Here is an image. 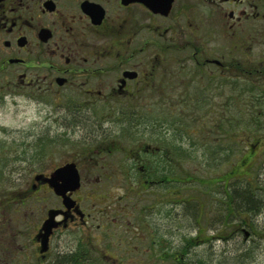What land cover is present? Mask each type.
<instances>
[{
  "label": "flooded vegetation",
  "instance_id": "1",
  "mask_svg": "<svg viewBox=\"0 0 264 264\" xmlns=\"http://www.w3.org/2000/svg\"><path fill=\"white\" fill-rule=\"evenodd\" d=\"M21 100L37 129L9 137L5 152L2 118ZM234 108L256 119L239 127L264 128V0H0V264H132L129 190L116 199L99 179L132 176L156 193V206L143 207L142 239L162 261L165 227L154 217L175 223L177 205L196 201L180 198L181 183L196 182L181 177V119L201 111L216 122ZM210 126L212 153L228 157V121L222 139ZM235 145L239 160L221 178L222 221L233 218L246 242L260 211L254 191L264 190L254 174L264 137ZM67 165L75 189L53 178ZM83 176L94 181L82 185ZM232 178L255 207L233 208Z\"/></svg>",
  "mask_w": 264,
  "mask_h": 264
},
{
  "label": "rangeland",
  "instance_id": "2",
  "mask_svg": "<svg viewBox=\"0 0 264 264\" xmlns=\"http://www.w3.org/2000/svg\"><path fill=\"white\" fill-rule=\"evenodd\" d=\"M6 104L11 105V101L7 100ZM36 104V103H35ZM237 104V103H235ZM24 102L21 100L20 112H13L10 107V111H6L2 118L5 126V144L2 145L5 148V152H10L13 145L7 143L9 137L17 136L19 131H30L37 129L35 123L39 121V118L33 113V108H25ZM32 105V104H30ZM46 109V108H45ZM234 109L227 112L224 115V120L228 121L227 135L228 138L224 142L228 143L229 156L222 157L220 151L213 154L214 145L211 141H206L208 127L212 125L217 129L215 118L208 123L210 120L208 116L205 117L204 112L198 111L197 113L201 116L200 119L189 120L188 117L182 119L186 121V127L181 124L179 131L182 138L183 144L181 145V158L180 168L181 177L185 178L188 174H192V177L196 180L193 182L181 183L180 185V198L188 200V196L193 195L196 201L183 202L177 205L176 210L180 213V220L173 219L176 223H169V219L166 217V213H163L164 217L157 215L153 219L154 224H158L160 230L164 228V254L162 261L159 260L158 256L151 254L146 255V242L143 238V224L146 221V214L143 207L150 205L156 206V193L143 191L138 187V177L132 176L130 181H125L123 177L111 178L107 180L104 177H99L101 183L105 187H112L115 190V198L124 195V188L129 190V198L126 202L132 207V224H133V254L132 264H179L180 251L179 248L186 247L187 256L185 259H190L198 263L202 261L204 264H264V190L254 191L256 198L260 199V205L258 204L259 213L252 225L254 230L253 234L248 241L243 239L242 234H236L235 226L232 223L233 218L230 219L228 227L222 221V200L224 198V188L222 177L228 171L235 166L239 160L238 152H236L235 142H239L241 138H256L264 137V129L261 126L253 124H245L248 127H238L233 125L235 120L230 118L229 115L236 116V120L242 121L251 120L245 117L244 112H235ZM195 117L197 116L196 113ZM218 113V119L220 117ZM227 116V118H225ZM244 116L245 118H243ZM217 119V120H218ZM231 119V122H229ZM248 122V121H247ZM53 133H56L58 129L56 121L53 123ZM222 129H217L214 133L219 139L222 136ZM215 131V129H213ZM206 133V134H205ZM141 136V135H139ZM211 136H213L211 134ZM209 138V137H208ZM219 140L218 143H220ZM217 145V144H216ZM221 145H218V147ZM214 147V148H213ZM234 149V150H233ZM232 150V151H231ZM230 153H235L230 155ZM215 157V158H214ZM254 174L257 178H264V166L258 167ZM94 181V177H82V185H86L88 180ZM246 179V178H245ZM105 182V183H104ZM132 185H131V184ZM120 184L121 186H119ZM240 182L232 178L228 185L230 195L232 196V205L236 210L238 207V201L234 195L237 193V187ZM133 186V187H132ZM111 187V188H110ZM128 187V188H127ZM155 191V190H154ZM162 194V193H161ZM255 198V197H253ZM122 203L125 201L122 200ZM189 205L195 210L197 223L193 225L188 224L187 214L189 212ZM164 212L169 209L164 207ZM182 212L185 214L182 215ZM154 213L150 215L153 217ZM150 221V220H149ZM175 228V230H174ZM192 239V244L187 246L188 240Z\"/></svg>",
  "mask_w": 264,
  "mask_h": 264
},
{
  "label": "trees",
  "instance_id": "3",
  "mask_svg": "<svg viewBox=\"0 0 264 264\" xmlns=\"http://www.w3.org/2000/svg\"><path fill=\"white\" fill-rule=\"evenodd\" d=\"M245 114V117H248L249 115H250V113H247V112H245L244 113ZM196 115H197V119L196 120H198V119H200V115L198 114V113H196ZM203 115H205V117L206 116H209L210 114H208V113H204ZM230 116V118H232V119H234L235 120V123L233 124V125H230L231 127H233L234 125L235 126H237V125H239V122H238V120H236L235 118H237L236 116H232V115H229ZM222 117H223V115H220V117H219V119H218V121H216V123L218 124L219 123V125L217 126V129H222ZM183 119V118H182ZM181 119V120H182ZM189 119V118H188ZM190 120V119H189ZM252 120H256V119H254V118H251V120L250 121H252ZM247 121H249L248 119H247ZM229 122H231V119H229ZM251 125V124H250ZM239 127V126H238ZM245 127H248V125H246ZM262 128V127H261ZM262 129H264V128H262ZM234 197H235V199L238 201V203L240 204V205H244V206H246V207H249V208H253V207H255L254 205V203L252 202V198L250 197V196H248L247 194H245V197H244V199L242 200V201H240L241 199V197L240 198H238V195H237V193L234 195ZM192 240H188V243H187V246H190V244H192ZM187 256V252H186V247H184V248H180V256H179V264H204V263H202V261H199L198 260V263H196L195 261H193V260H190V259H185V257Z\"/></svg>",
  "mask_w": 264,
  "mask_h": 264
},
{
  "label": "water",
  "instance_id": "4",
  "mask_svg": "<svg viewBox=\"0 0 264 264\" xmlns=\"http://www.w3.org/2000/svg\"><path fill=\"white\" fill-rule=\"evenodd\" d=\"M54 179H63L64 185H70L72 189L78 187V176L72 165H67L54 174ZM59 193V190H56Z\"/></svg>",
  "mask_w": 264,
  "mask_h": 264
}]
</instances>
